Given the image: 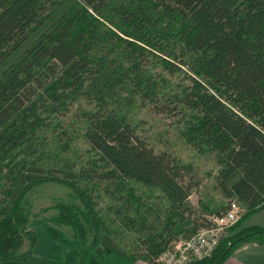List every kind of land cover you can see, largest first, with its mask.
Here are the masks:
<instances>
[{"label":"trees","instance_id":"obj_1","mask_svg":"<svg viewBox=\"0 0 264 264\" xmlns=\"http://www.w3.org/2000/svg\"><path fill=\"white\" fill-rule=\"evenodd\" d=\"M146 106L212 158L220 202L190 204L192 164L138 134ZM50 183L76 203L30 222L25 197ZM232 200L243 215L193 264L264 244L246 225L264 209V0H0V262L32 260L42 225L51 260L157 264Z\"/></svg>","mask_w":264,"mask_h":264},{"label":"rangeland","instance_id":"obj_2","mask_svg":"<svg viewBox=\"0 0 264 264\" xmlns=\"http://www.w3.org/2000/svg\"><path fill=\"white\" fill-rule=\"evenodd\" d=\"M80 105L83 106L84 104L80 103ZM76 107L77 106L72 109L71 115L76 112ZM68 118L69 115L65 119L66 124L68 123ZM132 118L137 124L139 136L144 139L156 153L166 151L180 158L184 163L192 164V168L194 170L192 175L193 180L199 184L200 187H198L197 191L192 193L191 198H189V202L196 210L199 198L214 199L216 202H220L222 200L221 196L213 189L214 183L212 177L216 169L214 161L207 155L195 153L190 147L180 140L178 135L179 129L174 124L172 118H168L162 114H157L153 111L151 106L143 108L138 107L133 110ZM67 125L70 126L69 123ZM74 147L78 150H82L86 146L81 140H79L74 144ZM72 194L73 193L69 188L57 184L50 183L36 187L24 199V207L26 206V210L29 213L30 222L37 219L48 220L53 217L56 214L53 206L56 204L76 203ZM214 215L216 214H202V216L207 219H211ZM49 225L52 226L51 224ZM231 228H229L223 236H226ZM58 229L68 238L71 236L69 229L64 227H58ZM33 232L35 233L36 239L34 248L36 247L39 250L42 248L44 249V238L50 240L45 228L42 225H36L33 226Z\"/></svg>","mask_w":264,"mask_h":264},{"label":"built area","instance_id":"obj_3","mask_svg":"<svg viewBox=\"0 0 264 264\" xmlns=\"http://www.w3.org/2000/svg\"><path fill=\"white\" fill-rule=\"evenodd\" d=\"M243 213L240 204L230 201L225 213L205 218L207 225L199 228L191 238L175 242L158 257L157 264H193L211 257L221 237Z\"/></svg>","mask_w":264,"mask_h":264},{"label":"crops","instance_id":"obj_4","mask_svg":"<svg viewBox=\"0 0 264 264\" xmlns=\"http://www.w3.org/2000/svg\"><path fill=\"white\" fill-rule=\"evenodd\" d=\"M191 198V196H190ZM247 226H264V209L253 215L246 223ZM33 230V227L31 228ZM54 242L44 238V249H33V259L22 262H3L0 264H63L62 262L51 260L47 257V252L52 248ZM29 248V243L24 242L19 250V254L25 253ZM68 253L67 249L62 248V257ZM135 264H147L137 261ZM223 264H264V244L255 242L244 243L237 247L231 256Z\"/></svg>","mask_w":264,"mask_h":264}]
</instances>
